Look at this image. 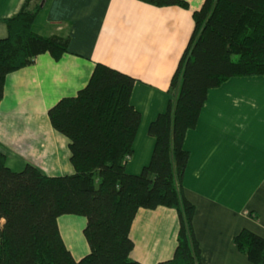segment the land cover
I'll return each instance as SVG.
<instances>
[{
  "label": "trees",
  "instance_id": "1",
  "mask_svg": "<svg viewBox=\"0 0 264 264\" xmlns=\"http://www.w3.org/2000/svg\"><path fill=\"white\" fill-rule=\"evenodd\" d=\"M6 20L0 39V104L7 77L49 54L60 61L69 38L34 31L47 0ZM158 7L189 8L182 0H141ZM194 30L171 80L176 95L150 125L155 139L151 161L141 174L126 172L141 125L131 105L136 80L98 64L87 86L49 110L53 129L69 140L73 175L46 176L27 165L15 172L0 152V264H142L131 259V230L141 209H174L178 244L171 260L159 264H202L195 236V206L185 197L183 180L190 155L187 133L196 128L208 93L233 78L264 76V0H206L193 13ZM83 217L89 253L76 259L59 218ZM250 263L264 264V238L244 230L234 240Z\"/></svg>",
  "mask_w": 264,
  "mask_h": 264
},
{
  "label": "crops",
  "instance_id": "2",
  "mask_svg": "<svg viewBox=\"0 0 264 264\" xmlns=\"http://www.w3.org/2000/svg\"><path fill=\"white\" fill-rule=\"evenodd\" d=\"M25 1L0 0V39L8 36L6 20ZM182 1L189 8L141 0H47L33 29L40 36L69 38L68 52L60 61L40 55L32 66L7 77L0 104V152L7 166L20 172L33 165L49 177L74 174L69 140L53 129L48 113L84 89L103 64L136 80L131 105L141 125L125 168L141 174L156 144L149 127L176 99L169 93L171 80L194 30L193 13L206 0ZM184 149L190 159L183 190L196 209L193 225L202 264H252L234 240L244 230L264 238V76L233 78L210 90ZM178 230L176 210H139L131 259L142 264L171 260ZM69 241L75 256L74 232Z\"/></svg>",
  "mask_w": 264,
  "mask_h": 264
},
{
  "label": "rangeland",
  "instance_id": "3",
  "mask_svg": "<svg viewBox=\"0 0 264 264\" xmlns=\"http://www.w3.org/2000/svg\"><path fill=\"white\" fill-rule=\"evenodd\" d=\"M85 221V219L83 217H77V216H70V215H65L59 218V227L61 230V233L63 235V238L65 239L66 243H70L69 239L71 237V234L74 232L75 233V238H77V241L75 242L76 245V250H74L75 252V256L79 259V257H83L85 256L87 253H89V249L88 251L84 250L82 247L83 246H87V248L89 247L85 237H84V225L83 222ZM82 239V240H81ZM81 241V243H80ZM84 241V245L82 244V242ZM72 243V241H71ZM81 247V248H79Z\"/></svg>",
  "mask_w": 264,
  "mask_h": 264
}]
</instances>
